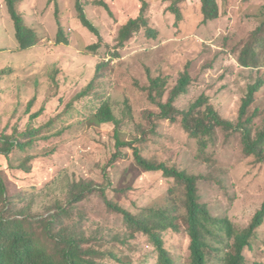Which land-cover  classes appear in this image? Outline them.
Wrapping results in <instances>:
<instances>
[{"label": "rangeland", "instance_id": "obj_1", "mask_svg": "<svg viewBox=\"0 0 264 264\" xmlns=\"http://www.w3.org/2000/svg\"><path fill=\"white\" fill-rule=\"evenodd\" d=\"M57 1L69 44L57 42L56 0H23L26 19L43 38L37 48L21 52L8 5L0 0V69L11 64L13 72L4 82L0 133L21 142L33 139L25 149L0 155L11 202L5 212L24 211L39 223L64 206L69 213L59 228L69 226L85 239L84 248L91 250L88 257L97 264H156L153 243L141 233L132 235L122 217L107 208L105 199L138 215L144 208L167 205L176 182L162 172L139 169L131 147H116L117 128L120 139L139 148L145 158L198 176L202 202L212 216L227 218L238 229L247 227L264 202V164L245 155L241 133L225 130L218 131L215 144L203 156L198 141L180 120L158 118L160 110L145 87L150 84L149 74L166 78L162 102H167L188 66L191 84L175 106L186 111L206 95L223 118L237 122L250 86L264 80V33L253 37L264 26V0H217L221 16L206 24L201 0L178 3L186 14L182 28L168 9L171 1L148 0L147 14L160 30L157 37H149L142 29L120 48L119 28L139 15V0H104L113 15L96 4L98 0H86L89 16L103 37L98 48H92L99 39L82 23L76 0ZM249 44L255 51L249 61L257 60L259 68L240 64ZM104 100L110 102L118 126L93 121ZM43 107L39 118L30 117ZM257 110L255 124L260 129L264 127V87L250 114ZM119 151L121 156L113 161ZM83 182L94 183L95 189L73 203L74 195L80 193L74 186ZM172 201L182 206L183 198ZM4 207L0 201V212ZM185 222L180 220L179 232L165 234L166 248L177 264L189 262ZM38 227L44 232V225ZM215 240L210 239L207 264H222L224 252ZM245 256L247 264H264V224Z\"/></svg>", "mask_w": 264, "mask_h": 264}, {"label": "trees", "instance_id": "obj_2", "mask_svg": "<svg viewBox=\"0 0 264 264\" xmlns=\"http://www.w3.org/2000/svg\"><path fill=\"white\" fill-rule=\"evenodd\" d=\"M141 3L140 13L137 17H131L124 22L118 31L116 38L117 47H123L134 35L145 29L146 34L151 38H156L159 28L153 26L147 12L149 9L148 0H139ZM171 1L168 9L174 14L175 24L186 23V14L182 11L178 3L186 0H166ZM15 27L18 49L27 52L37 48L42 40V35L37 27L29 24L24 12L21 9L23 0H5ZM96 4L105 7L113 15L109 4L104 0H98ZM183 4V5H184ZM57 5V21L59 30L57 42L59 44H69L66 27L62 23L59 13V2ZM186 5V4H185ZM76 7L82 23L89 28L99 39V43L92 45L98 48L103 37L99 28L94 24L87 11L86 0H76ZM200 11L203 15V23L220 18L221 11L217 0H201ZM264 33V26L259 28L253 35L254 38ZM256 44V42H255ZM252 45L249 44L241 58L240 64L243 67H260L257 60L251 63L249 58ZM253 64V65H252ZM12 65H7L0 69V103L3 100L5 78L11 76ZM99 69V67L97 68ZM12 72V73H11ZM150 84L145 87L151 102L155 103L160 112L158 118L172 123L181 121V124L188 134L196 139L200 146V152L205 156L209 148L215 144L219 130L227 132L241 133L244 152L246 156L254 157L258 163L264 164V127L258 129L255 119L259 110L253 115L250 114L251 107L256 102V95L263 89L264 80L261 79L249 88L247 97L243 100L240 116L237 122L229 121L222 117L219 111L211 104L208 96H201L188 110H180L175 106L179 97L188 93L191 84L189 67L181 74L177 84L171 90L167 102H162L166 93L167 79L158 76L152 77L149 74ZM89 89L81 93L87 95ZM36 98L28 106L31 110ZM45 108L31 114L32 119L39 118ZM96 124L114 123L118 126L119 120L115 116L111 104L104 100L97 107L92 115ZM23 135H28L23 133ZM116 147H131L134 154L136 166L144 172H162L163 176L174 179L175 187L169 191L167 205L161 207L151 206L141 210L140 214L134 215L130 211L122 208L116 203L106 198L107 208L120 215L127 229L132 235L141 233L147 236L157 251L156 264H177L168 249L166 248L165 234L168 231L179 232L181 229L180 220L185 219L186 231L190 239L189 262L187 264H207V251L212 249L210 239L215 238L224 252L221 258L222 264H247L245 250L251 247V241L257 230L264 224V202L255 213L249 225L243 229L236 228L227 218H217L212 216L208 206L202 202L199 189L200 178L192 175L178 167L170 166L167 163H155L142 155L139 148L134 147L131 142L120 139L118 130L115 128ZM30 141L21 142L8 133H0V155L10 156L16 148L25 149ZM121 156L119 151L113 157V161ZM76 191L72 199L73 203L83 201L88 194L95 189L92 182H83L74 186ZM183 194V196H181ZM183 198L182 206L175 204L172 200ZM0 201L4 204V209L0 212V264H97L89 258L90 249L83 246L85 239L74 234L71 227L62 226L63 216L69 212L66 208L60 207L56 215L43 219L39 223L30 219L28 215L21 211L15 215H8L6 207L11 203L8 195V188L3 171L0 168ZM169 204V205H168ZM68 212V213H67ZM39 225H44V232H40ZM219 250V249H218Z\"/></svg>", "mask_w": 264, "mask_h": 264}, {"label": "crops", "instance_id": "obj_3", "mask_svg": "<svg viewBox=\"0 0 264 264\" xmlns=\"http://www.w3.org/2000/svg\"><path fill=\"white\" fill-rule=\"evenodd\" d=\"M188 2H189V0H186V2H185V4L187 5L188 4ZM199 3H200V1H198ZM184 24V23H183Z\"/></svg>", "mask_w": 264, "mask_h": 264}]
</instances>
